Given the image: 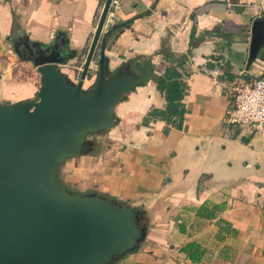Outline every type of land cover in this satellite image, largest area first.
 <instances>
[{"label":"crops","instance_id":"1","mask_svg":"<svg viewBox=\"0 0 264 264\" xmlns=\"http://www.w3.org/2000/svg\"><path fill=\"white\" fill-rule=\"evenodd\" d=\"M104 1L0 0V102L32 100L41 83L7 47L12 36L63 42L65 64L84 60ZM257 17L264 0H112L103 32L125 26L105 38L107 77L174 65L187 89L177 126L143 124L166 102L153 80L136 86L114 106L107 140L66 163L78 187L136 213L137 249L108 264H264V136L225 122L226 87L264 72V47L247 69ZM188 242L201 247L198 261L181 251Z\"/></svg>","mask_w":264,"mask_h":264},{"label":"water","instance_id":"2","mask_svg":"<svg viewBox=\"0 0 264 264\" xmlns=\"http://www.w3.org/2000/svg\"><path fill=\"white\" fill-rule=\"evenodd\" d=\"M111 2L103 3L75 84L57 68L69 59L65 47L36 43L40 54L31 62L41 83L35 98L0 102V264H108L142 236L133 209L70 193L55 181L59 162L87 152L84 135L114 124V106L139 84L128 71L106 75L111 30L103 26ZM250 32L247 69L264 47V17ZM93 59L95 82L85 89Z\"/></svg>","mask_w":264,"mask_h":264},{"label":"trees","instance_id":"3","mask_svg":"<svg viewBox=\"0 0 264 264\" xmlns=\"http://www.w3.org/2000/svg\"><path fill=\"white\" fill-rule=\"evenodd\" d=\"M125 25L116 26L115 29H110L112 34L119 33ZM166 60L168 58L165 57ZM180 62L177 63L179 65ZM147 67L153 69L151 64H147ZM144 68L146 66L137 64V69L140 71L138 73L139 85H144L149 79L153 80L156 84L157 90L163 94L165 99V107L163 109L152 108L146 116H144L142 123H147L151 119H160L166 121L167 123L173 124L176 119L179 120L177 126H180L185 108L181 102L183 96L186 92L187 86L185 82L181 79V74L176 70L174 65L168 66L164 73L161 75H146L144 74ZM264 74V72H263ZM251 77L247 76L249 80ZM110 199V198H109ZM204 207H199L197 212L203 210ZM138 247V246H137ZM137 247L134 249L136 250ZM181 251L184 252L187 257L192 261H198L203 253L201 247L196 242H188L181 247Z\"/></svg>","mask_w":264,"mask_h":264},{"label":"built area","instance_id":"4","mask_svg":"<svg viewBox=\"0 0 264 264\" xmlns=\"http://www.w3.org/2000/svg\"><path fill=\"white\" fill-rule=\"evenodd\" d=\"M226 88L230 104L225 122L234 128L264 136V74L231 83Z\"/></svg>","mask_w":264,"mask_h":264},{"label":"rangeland","instance_id":"5","mask_svg":"<svg viewBox=\"0 0 264 264\" xmlns=\"http://www.w3.org/2000/svg\"><path fill=\"white\" fill-rule=\"evenodd\" d=\"M12 37L14 38V36H12ZM9 43H8L7 47L12 50V45ZM82 55L81 54H80V56L77 55L75 58L69 60L67 64L57 66L58 70L61 71L63 74H65V76L68 78L69 82H71L73 84H75L79 80L81 68H82V65L84 62ZM29 66L32 67L33 64L31 62H29ZM96 74H97V63H96V60L93 59V61L90 64L89 70L86 74V78L84 80L83 87L85 89H88L89 87H91L94 84ZM84 140L86 142H89V144H91V145L96 144V147H97V144L105 142L107 140L106 130L101 129L98 131L88 132L84 135ZM91 150H92V148H91ZM70 158L71 157H67V158H65L59 162V165L57 166V168L55 170V181L58 182L59 184H61L63 186V188L70 193L94 194V195H97L100 197L107 198V200H108L109 198L107 196L100 195L95 189H82V187L77 186L78 184L75 181L70 180L72 177L71 176L72 170L70 167H69V169L66 167V163L72 159V158L71 159ZM109 200L115 202V200H113V199H109ZM117 205H119V204H117Z\"/></svg>","mask_w":264,"mask_h":264},{"label":"flooded vegetation","instance_id":"6","mask_svg":"<svg viewBox=\"0 0 264 264\" xmlns=\"http://www.w3.org/2000/svg\"><path fill=\"white\" fill-rule=\"evenodd\" d=\"M63 42H55L59 47H64ZM10 44L17 55L28 62L40 54V45L29 41L25 36H17L11 39ZM72 54H67V57ZM32 63V62H31Z\"/></svg>","mask_w":264,"mask_h":264}]
</instances>
